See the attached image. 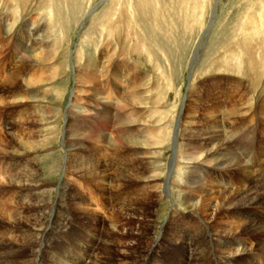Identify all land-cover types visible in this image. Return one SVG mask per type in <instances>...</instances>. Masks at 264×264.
<instances>
[{"label":"rangeland","instance_id":"374dc122","mask_svg":"<svg viewBox=\"0 0 264 264\" xmlns=\"http://www.w3.org/2000/svg\"><path fill=\"white\" fill-rule=\"evenodd\" d=\"M214 2L0 0V149L10 151L0 158V199L23 211L26 196L8 190L4 167L34 156L41 223L62 214L47 234L51 253L63 246L81 258L89 244L110 253L108 264L142 252L182 264L172 241L189 245L199 224L221 244L228 235L218 230L232 229L233 252L257 246L250 230L237 235L244 223L226 205L243 187L264 198V0H217L212 11ZM32 23L42 28L24 47ZM13 72L19 84L4 86ZM116 81L132 102L116 97ZM14 120L25 126L12 137L3 127ZM228 143L254 169L207 172ZM194 170L196 183H186ZM256 212L264 219L263 207Z\"/></svg>","mask_w":264,"mask_h":264},{"label":"bare ground","instance_id":"6f19581e","mask_svg":"<svg viewBox=\"0 0 264 264\" xmlns=\"http://www.w3.org/2000/svg\"><path fill=\"white\" fill-rule=\"evenodd\" d=\"M118 18H119V22H121V20H123V22H124L126 19L124 17H118ZM143 23H144V19H143ZM147 23H145V24H147ZM33 25H34L33 23L29 27L27 25L28 28L26 29L25 32H26L28 37L26 36L24 39H26V38L27 39L25 41H24V39H22V42H21L24 47H25V45H28L29 40H30V43H32L33 40L37 39L36 36H34V35L36 33H38L42 28V24L38 23V25H37L38 27L36 26L37 29L36 30L34 29L32 31ZM123 25H124V23H123ZM120 27L122 28L121 25H120ZM114 28L117 29L115 33L119 32L118 31L119 27L114 26ZM117 41L118 40L116 39V42ZM119 42H120V40H119ZM122 42L123 43H121L120 50L121 49L123 51L129 50L128 47L124 48V45H125L124 42L125 41H122ZM33 44H36V43L34 42ZM124 62H122V63L126 67V68L124 67L125 68L124 70H126L128 67V64H126L127 61H126V63H124ZM110 63L114 64V62H110ZM116 68H117L116 71L118 72L119 71L118 64H116ZM19 75L22 76L23 74H19ZM114 76L116 78V76H117L116 73ZM114 80H116V79H114ZM17 81H18V78H17L16 72L10 73L8 77H6V78L2 77V79H1V83L6 87H8V86L11 87L12 85L13 86L18 85L19 83ZM33 82L38 83L39 81L37 79H33ZM29 83H30V81H29ZM107 83H106V85H107ZM103 85H105V82L102 83V86ZM120 85H122L121 82L119 83V81L118 82L116 81V84H115V95H117L116 97L120 96L119 98L127 99L128 101H131V94L128 91H126L125 88L122 87L123 85L122 86H120ZM94 89L96 91L95 92L96 95H97V93H101L100 87L99 88L96 87ZM133 98L135 99V97H133ZM68 116L69 115H67V117ZM12 126H14V127L11 128ZM24 126H25V123L16 122L14 120L12 122V124L11 123L6 124V126H4L3 129L7 135H11L10 133H12L13 131H17L16 135H18V134L20 135V133H21L20 128H24ZM65 127H66V130L68 132L69 128H70L69 124L67 123L65 125ZM213 127H215V126H213ZM11 136L13 137V135H11ZM215 137L217 138V136H215ZM236 140H237V138H236ZM201 141H202V142H200L201 145H204V144L207 145L212 140L209 139V136H204ZM228 141L229 140H227V142ZM230 144L228 143L227 146L225 145L221 149V150H223V152H217L218 156L213 158L212 161L207 162L208 167L204 168V169H207V172L213 174V172H221L222 170H228V169L236 170L237 172H239V171L243 172V170L250 169V168L254 169L253 166H249V165L246 166L243 163L244 162V155H246V153L231 150ZM31 148H32V150H34L35 147L33 145H31ZM30 153H32V152H30ZM9 155H10V151L8 149H7V151L5 149H0V158H5L6 156H9ZM33 157H29L27 161H25V159L23 157H21L19 159L13 160V162H11V163L7 162L6 166L4 167L5 175H6V178H5L6 186L8 187V190H9V188L13 189V187L15 189L22 190V192L26 196L24 198V200L25 199H27V200H26V202L21 201L22 203L20 201L14 202V204H16L18 202L21 203L20 204L21 207H19V208L20 209L23 208V211L19 212V211H14V209L12 208L13 203H11V201L9 202L5 199H0V264H108V262H107V260H109L108 254L110 255V253H108V251L105 252V250L103 251L98 246L93 247L89 244L84 245V247H83L84 251H82L84 257L91 256L92 260L91 261L88 260L89 262H87V263L84 262L85 258L83 256H82L83 258L82 257L79 258L80 256L76 257L74 252H73L74 253L73 254L71 250H69L68 248L63 247V246L61 248H56V249L54 248L53 249L54 253H51V250L49 247L50 235H47V234H54L57 232L56 229H57L58 223H59V220L57 221V219H60L62 214H61V211H55L53 213V215H51V217H53L51 224H50V222L47 223L46 225L44 223L45 226H43V223H41L42 222V214H41V212H42L41 211V207H42L41 205L42 204H41V195H40L41 191L37 190V186H38L37 182H39V181H38V174L36 173V170H35L36 162L34 160H32ZM3 161H4V159H3ZM5 161L3 163H5ZM97 162H96V164H97ZM173 162L174 161H171V163H173ZM74 165H76V164H74ZM3 166H4V164H3ZM89 166H90V163H89ZM79 167H80V165H79ZM93 168H95V166ZM190 168H192V167H190ZM261 168L264 169V167H261ZM169 170H170V168H169ZM170 172H171V170H170ZM196 173L197 172L195 171V172H192L191 174H188L189 175L188 177H190L191 180H187L186 183H189V182L196 183V181H197L195 179ZM89 174L92 175V173H89ZM95 177H96V175H95ZM263 183H264V180H263ZM2 185H4V184H2ZM0 187H3V186H1V184H0ZM31 187H36V189L35 190L31 189ZM250 187L251 188L243 187V188H240L239 191L234 192V196H233L234 200L231 202L229 201L228 204L226 205L227 206L226 208H227V210L230 209L235 214H237L239 216L238 217L239 220H242V222L244 223L243 226H241V228L239 229L240 231L239 232L237 231L238 232L237 235L242 236L243 234H245V233H243V232H245V230H250L249 236L255 240H258L257 246L250 247L248 245L242 244L243 246L241 247L240 252H235V251L233 252L232 251V249L234 248V246L232 245L233 243L229 244L230 239H232V238H230V236L233 235V233H231L233 231L232 229L230 231L218 230V232H217L218 234L220 232L223 235H228V236H223V239L226 243L221 244L220 242H217V241L214 242L213 241V239L211 238V233L209 232V230H207L208 226L206 224H202V225L199 224V228L197 230L198 232L190 240L189 245L186 244L185 242H182L178 237L174 238L172 241L173 245H176L177 247H179V249H181V251H183V253L185 252L182 255V257L185 256V260L183 259L184 263H182V264H188L189 261H187V260H189V259L191 262L190 264H225L220 258L230 257V256H236V257L241 256L242 260H244L245 263L251 264L254 257L264 255V238H263V236H264L263 235V233H264V219L262 217H259L260 214L258 212H256V210L260 209L261 207L264 208V198H261L260 196L258 197V194L255 195L254 191L252 190V186H250ZM261 188H262L261 190H264V185L261 186ZM8 190H5L6 193ZM255 191L257 192L256 189H255ZM24 209H26L27 211L24 212ZM50 220L51 219L49 218V221ZM37 222H39V223H37ZM98 222H100V221H98ZM109 235H111V234H109ZM106 237H108V236H106ZM227 238H230V239H227ZM107 248L109 249V247H106V249ZM255 248H257V249H255ZM29 251L31 253L28 254ZM233 253H235V254H233ZM186 254L189 255V258ZM149 256L150 255H147L146 253L142 252V253H140L138 259L136 258L137 260H130L123 255L122 257L119 256L121 259H119V257H117L116 261L118 264H165V263H163L164 262L163 260H161V261H163V262H161L158 258L152 259V257H149ZM109 258H111V255ZM123 258H125V259L123 260ZM256 260H257L256 263H253V264H264V256H261V258H258ZM109 261H112V260H109ZM175 264H180V263L175 261Z\"/></svg>","mask_w":264,"mask_h":264},{"label":"water","instance_id":"95a60500","mask_svg":"<svg viewBox=\"0 0 264 264\" xmlns=\"http://www.w3.org/2000/svg\"><path fill=\"white\" fill-rule=\"evenodd\" d=\"M217 0H215L212 11H215Z\"/></svg>","mask_w":264,"mask_h":264}]
</instances>
